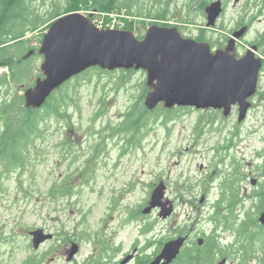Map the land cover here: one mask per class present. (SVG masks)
<instances>
[{
	"label": "rangeland",
	"instance_id": "1",
	"mask_svg": "<svg viewBox=\"0 0 264 264\" xmlns=\"http://www.w3.org/2000/svg\"><path fill=\"white\" fill-rule=\"evenodd\" d=\"M198 1L211 2L134 0L133 12L150 13V18L163 12L167 15L166 22L144 20V16L134 20L120 12L104 16L91 4L80 5L76 12L90 18L101 29L128 30L138 39L148 27L158 23L175 26L184 38L212 47L231 37L232 28L249 25V32L239 41L240 51H252L249 44L260 35L264 38V0H240L237 5L231 0L223 19L211 28L206 27V17ZM52 2L64 4L65 0H34L39 11L46 14ZM239 19L241 23L237 26ZM50 24L26 32L23 40L29 50L40 46ZM260 41L264 46V39ZM258 55L264 63V50ZM26 59L31 61L23 69L30 68V71L22 83L9 91H0L3 94L0 109L9 96L13 99L22 96L41 75L42 57L32 54ZM23 69L20 70L25 73ZM5 71L0 69V75L6 74ZM98 73V70L90 71L70 80L76 86L74 96L71 94V101L75 100L63 113L64 120L46 117L42 124L47 134L34 141V146L41 149L36 153L31 148V159L21 176L13 173L8 178L0 177V264H22L27 256L41 257L42 254L45 257L42 264H94L90 258L99 256L102 248L108 249L107 261L99 264H117L120 254L132 246L143 256L159 252V245L187 222L196 223L195 233L211 235L214 224H209L208 213L220 194L218 187L231 179L234 160L241 165V175L246 178L240 181L242 190L239 189L238 202L241 201L242 209H249L250 217L255 214L257 219L263 213L264 208L257 211L258 200L253 198L259 187L251 185L250 179H255L258 185L264 184V66L258 84L260 97L254 99L240 124L236 120L237 112L223 118L215 111L205 113L194 108L177 110L165 121L160 106L146 116L138 131L142 139H136L137 142L132 139V132L128 135L122 130V124L124 118L144 104L148 92L144 89L147 88L145 74L141 71H133L128 76L120 71ZM75 102L77 105L72 106ZM223 156L229 160L224 162ZM160 181L168 183L165 195L171 200L182 192L198 196L199 190L204 191L206 181L210 182L208 201L202 205L197 203L201 213L187 217L184 210L189 211V204L185 208L181 200H175V215L170 220L161 219L156 209L143 215L142 210ZM51 185H56L53 193L64 185L65 196L48 199ZM246 219L249 218L245 213L230 217L229 226L232 228L234 220L243 223ZM147 224L152 232L142 234ZM36 229L54 237L34 249L29 232ZM215 236L221 248L234 247L236 237L232 230L219 231ZM72 243L78 244V248ZM218 246L212 259L214 263L225 257L226 264H243L238 256H231L234 252L222 256ZM259 258L256 255L248 264H258L257 259H263Z\"/></svg>",
	"mask_w": 264,
	"mask_h": 264
},
{
	"label": "water",
	"instance_id": "2",
	"mask_svg": "<svg viewBox=\"0 0 264 264\" xmlns=\"http://www.w3.org/2000/svg\"><path fill=\"white\" fill-rule=\"evenodd\" d=\"M206 13L207 26H213L220 13L219 4L207 8ZM233 51L234 40L225 50L213 54L208 44L183 38L175 27L152 25L138 40L131 31L101 30L90 18L71 13L53 22L42 38L38 53L43 57V79L38 78L25 91V107L40 108L54 90L73 76L99 67L145 72L150 89L144 102L148 110L162 103L166 109L212 108L223 110L227 116L231 106L238 104L244 114L250 106L247 99L256 91L261 61L252 53L236 59ZM163 189L162 183L154 189L147 211L155 207L164 210ZM259 221L264 225V213ZM31 236L34 249L51 238L43 230L31 232ZM180 246V240L169 243L154 264L161 259L169 264ZM218 264H224V260Z\"/></svg>",
	"mask_w": 264,
	"mask_h": 264
},
{
	"label": "trees",
	"instance_id": "3",
	"mask_svg": "<svg viewBox=\"0 0 264 264\" xmlns=\"http://www.w3.org/2000/svg\"><path fill=\"white\" fill-rule=\"evenodd\" d=\"M133 3L134 0H72V2L65 0L64 4L52 2V8L46 14L44 11H39L38 7L34 4V0H0V68L5 67L8 69V74L0 75V91L6 89L9 91L14 85L16 86L18 83H22V80L30 71V68L28 70L23 69L25 65L29 66V62L32 59L27 60L25 58V55L29 52L23 40L26 32H33L44 24L48 25L52 23L55 20L54 17L57 19L63 16L65 12L71 13L79 11L80 5L82 4H91L93 8L101 14L123 12L132 17H135V15H142L148 18L151 17L150 13L143 15L133 12ZM65 4L66 6H64ZM204 4L205 3H203L201 7H203ZM34 56H37V53H34ZM17 69H23L25 73L21 70L18 72ZM95 70L99 71L98 74L109 73L99 68H93L87 70L83 74ZM118 71L126 75L132 72L123 70ZM75 89L76 86L74 84L70 83V81L66 82L55 90L49 96L45 104L39 109L25 108L22 96L16 99L11 98V96L8 97L5 106L2 105L0 109L1 179L8 178L13 173H19L18 176H21L26 169L25 166H27L28 161L31 159V148L34 147L36 153L38 149H41L40 146L39 148H37V145L34 146V141L36 139H43L45 134H47L45 133L47 128L42 123L45 121L46 117H55L58 121L64 120L63 113L68 111L67 108L70 107V103L75 100L73 99L71 101ZM144 89L146 90L147 88L144 87ZM0 96H3L2 92H0ZM73 105H77V102L73 103L72 106ZM177 110L181 109L163 110L165 121H169L173 117H171V115H174V112H178ZM152 113L154 112L148 111L143 104L137 111L132 113L131 116L128 115L124 118L122 130L128 133V135L132 132V139L136 142V139L139 141L142 139V136H140V133L138 134V131L142 129L146 116L148 117L149 114ZM99 145L101 144L99 143ZM225 158L229 160L228 156H223V159ZM235 164L237 165L239 163L234 160L232 164L233 168L231 169L232 173L230 174L231 177H229L231 179H229V181H224L220 188L218 187L220 199L213 212V216L217 223L218 221H224V224L229 223L230 217L234 218L236 215L238 216L243 213H245L246 218H249L248 221L246 219L243 223L234 220L235 223L231 225V230L236 237L234 244L235 249H233V246L221 248L217 245L218 240L215 237L216 241L215 239L212 240L210 243L211 247L209 250L207 249L208 251L203 250L201 254L198 256H195L197 255L195 254L193 257H188V255H186L187 260H184L185 262L183 264H206L208 261H212L214 254H216L217 246L221 249L220 252L222 256L234 252V255L231 254V256H238L239 261L243 264H248L251 259L259 255L263 259H257V263L264 264V225L258 224L257 226L255 214H252V217H250L249 209H242L241 201L239 200L238 202L239 189L242 187L240 181H246V178L244 179L241 175V165L239 164L235 167ZM66 179H69V176H67ZM83 181L86 183V178ZM61 183H64V181ZM55 186L56 185L50 186V191L47 196L50 200L55 199L57 195L60 197L65 196L67 192V188H63L64 185H62L57 189L58 192L53 193V191H55ZM260 187V191H258L257 194L256 192L253 193V195H256L254 197L252 196L254 200H258V204L255 205L258 212H260L264 206V184ZM238 210L240 211L237 213ZM237 222L238 224L235 225ZM144 231L147 233L149 229H144ZM238 246L240 248L236 250ZM104 251H108L107 248H105ZM44 260L45 257L43 254L41 257H36L35 255L27 256L22 264H42Z\"/></svg>",
	"mask_w": 264,
	"mask_h": 264
},
{
	"label": "flooded vegetation",
	"instance_id": "4",
	"mask_svg": "<svg viewBox=\"0 0 264 264\" xmlns=\"http://www.w3.org/2000/svg\"><path fill=\"white\" fill-rule=\"evenodd\" d=\"M239 1L240 0H233L232 4L233 5H237V3ZM198 2L200 4V6H202L203 3H201L200 1H198ZM209 2H206L203 5V7H201V10L204 11V14H205V17H206V20H207V13H206L207 8H211L214 4H217V3L219 4L220 13H219V15L217 16V18L214 21L213 25L215 27V26H217L219 24L220 20H222L223 17L225 16V11L227 10V5L230 4L231 0H211V2L210 3ZM162 13H160L158 16L156 15L155 17H153V19L166 20L167 19V15L165 13H163V14ZM157 17H159V18H157ZM174 19H176V17ZM239 21L240 22L236 23L237 26L241 23V19H239ZM249 29H250L249 25H243V26H240V27H237V28L236 27L232 28L231 37L225 38L226 39L225 42H223V43L220 42L217 47H212L209 44L211 50L213 52L225 50L227 48V46L229 45V42L231 40H234V51H233V54L235 55V57L237 59L244 58L247 54H249V52H248L247 49L245 51H240L239 50V49H241V46L239 45L240 44L239 41H240V39H243L246 36V34L249 32ZM260 39L263 40L264 39L263 36H261V35L258 36L255 39L256 41H254L253 43H250L248 47L253 49V53H254L255 57L260 58L261 61H262V66H261V70H260V74H261L262 68L264 66V63H263V57L259 56L258 53H262L263 54L264 46H262L263 41H260ZM258 84H259V82H258ZM257 88H258V86H257ZM258 90H257V93L254 96V98H252V100H251L252 106L254 104L253 103L254 99L256 97H260L261 93L258 92ZM167 185H168V183L166 182V184H165V192H166ZM251 185H253L255 188L256 187L260 188L261 183L258 185L256 180L253 179L252 182H251ZM259 188L255 189V190L258 191ZM166 196L170 199L168 194L167 195L164 194V202H166L167 205L169 206L168 210H166L165 207H164V210H163V212L166 213V215H167L165 220H170L175 215V210H174V207H173V202H174V205H175V200H177V202H178V200H181L183 202L185 208H186L187 204H189V211H185L184 210V213L186 212L185 216L189 217L190 215L193 216L194 214H200V209L198 208V204L197 203L199 201L200 205L204 204L205 203V197H206L205 195H202L198 200H196V197H193L192 195L187 196V193H184V192H182V194L175 200H174V198H172V200L171 199L168 200ZM169 203H170V205H169ZM213 219H214V221H213L214 222V226L212 228L213 230H212L211 235H207L206 233H202V232H199V231H197V233H195L194 232V228H192V227L183 228V226H182V229H178V231L176 233H174L172 237H170V239H173V238H176V237L177 238H181L179 240H182V243H181V248H180L178 254L176 255V257L169 264H183L185 262L184 260H187L186 255H188V257H193L195 254H197L195 256H198L199 254H201V251H203V250L205 251L207 249L209 250V248L211 247L210 243L212 242L213 239H215L216 233H218L219 231H222V232H225L226 230L230 231V229L228 228V227H230L229 223L224 224V221H222V222L218 221V223H217L215 217H213ZM209 223H211V220H209ZM141 233L142 234H147L144 231V227L142 228ZM169 240L165 241L163 243V245L159 248V252H155V253L153 252L154 254L149 255V256H146V255L143 256L142 252H139L137 250L136 246H132L131 250H128V251L124 252V254L123 253L120 254L119 258L116 260V263L117 264H124V263L127 264V263L131 262L132 264H152L154 262V260H156L158 255L161 254V252H163L164 249H166V246H168V244L170 243ZM217 240H218V238H217ZM215 241H216V239H215ZM147 246H149V245H147ZM120 251L123 252V250H119V252ZM205 253H207V252H205ZM201 256H204V255H201ZM223 260L225 262H227L225 257L223 258ZM164 261H165V259L162 260L160 262V264H163ZM191 264H193V263H191ZM208 264H215V263L213 261H208Z\"/></svg>",
	"mask_w": 264,
	"mask_h": 264
}]
</instances>
